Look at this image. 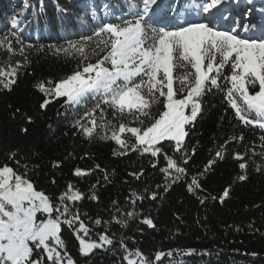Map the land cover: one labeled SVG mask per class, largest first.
<instances>
[{
	"label": "trees",
	"instance_id": "obj_1",
	"mask_svg": "<svg viewBox=\"0 0 264 264\" xmlns=\"http://www.w3.org/2000/svg\"><path fill=\"white\" fill-rule=\"evenodd\" d=\"M174 1L158 0L154 19L159 24L202 19L201 0ZM253 3V15L234 16L233 11H227L229 23L223 21L224 14L215 19L220 27L235 28L241 36H262L264 0ZM176 4L181 11L172 10ZM141 7V0H0V39L7 36L12 47L11 52L6 50L7 45L0 48V68L10 71L16 61L21 62L15 83L9 88L0 83V165L8 164L20 173L26 172L37 190L50 196L67 191L68 182L84 193L86 198L71 207L81 213L91 229L92 239L98 240L101 233H106L113 238L115 246L112 250L97 249L88 257L81 256L79 242L71 229L63 226L67 250L76 264H127L122 259L124 250L119 247L120 240L129 250L140 249L150 258L157 252H173V256L154 264H264V148L261 147L264 129L242 125L223 101L222 93L214 90L204 97V111L185 141L187 174L181 175L164 192L162 158L132 151L121 155L122 149L114 141L100 140L98 134L89 140L76 126L77 120L86 127L92 126L81 117L94 108L98 97L88 96L80 104L69 107L63 98L46 97L36 87L42 82L46 86L48 81L54 84L78 70V58L57 53L56 49L66 47L68 40L91 35L103 22L131 18ZM196 10L200 18L195 17ZM166 14L173 18L171 22ZM13 18L19 21L17 26H12ZM12 32L17 33L15 38ZM21 48L25 49L23 55ZM0 80L6 81V77ZM45 98L51 103L41 109ZM102 107L105 119L116 123L112 109L107 105ZM158 110L161 109L154 106L153 114ZM99 116L97 110L98 122ZM125 121L130 122L131 117ZM23 128L28 129L27 133L21 131ZM165 147L170 149L171 145L166 142ZM217 151L222 154L220 158L216 157ZM237 152L245 156L248 163L245 170L238 166L241 161L234 159ZM12 154L14 160L10 159ZM169 154L181 158V153L169 150ZM209 160L215 163L205 171ZM57 162L60 166L53 167ZM153 163L157 165L155 168ZM77 167L90 174L73 176ZM134 172L142 173L139 179L131 175ZM240 175L246 179L240 180ZM197 176L202 190L189 192L187 185ZM225 188L229 195L221 202ZM152 191L159 192L156 200L147 198ZM133 192L145 198L133 205L130 203V199H135L131 196ZM91 193L98 199H91ZM129 211L136 215L126 218ZM113 217L126 219V223L117 224ZM144 218L151 219L155 227L144 224ZM95 219H100L101 224L95 225Z\"/></svg>",
	"mask_w": 264,
	"mask_h": 264
},
{
	"label": "snow or ice",
	"instance_id": "obj_2",
	"mask_svg": "<svg viewBox=\"0 0 264 264\" xmlns=\"http://www.w3.org/2000/svg\"><path fill=\"white\" fill-rule=\"evenodd\" d=\"M224 2L202 0L199 5V12L204 14L202 19L169 25L159 24L154 19L158 0H141L142 7L131 18L103 22L91 35L68 40L66 47L56 49L57 53L78 58V70L54 84L48 81V86L42 82L36 87L46 97L63 98L69 107L80 104L88 96L98 97L94 108L81 117L88 119L92 126L86 127L80 120L76 121V126L89 140L98 134L100 140L114 141L122 149L121 155L132 151L162 158L165 166L160 172L165 177L163 191L167 192L171 184L187 174L189 160L185 141L204 111L203 99L208 93L214 90L222 93L223 101L245 127L264 129V35L245 37L235 28L220 27L212 17ZM27 7L25 4V9ZM20 15L23 16V12ZM11 24L17 26L19 21L13 18ZM11 35L15 38L17 33ZM5 45L11 52L7 36L0 39V48ZM24 51L20 49L21 55ZM15 65L10 66V71L0 68V77H6V81L0 80V83L6 88L15 83L21 62L16 61ZM50 103L51 100L45 98L40 108L45 109ZM102 105L112 109L116 123L105 119ZM154 106L161 109L156 114L152 111ZM126 117H131V121L126 122ZM27 120L32 122L31 117ZM21 131L27 133L28 129ZM130 139L134 142L130 143ZM239 139L243 140V136ZM166 142L171 145L170 149H166ZM261 147L264 148V144ZM169 150L181 153V158H174ZM192 154H195L194 149ZM221 156L217 151L216 157ZM10 159L14 160L15 154ZM234 159L241 161L238 165L241 170L248 167L245 156L239 152ZM214 163L209 160L205 171ZM59 166V162L53 165ZM89 174L88 170L78 167L72 173L76 177ZM131 175L139 179L142 173ZM239 179L244 180L246 176L240 175ZM52 183H56L55 179ZM156 187L159 189L161 185ZM66 188L59 196H50L37 190L26 172L20 173L8 164L0 165V264H76L67 250L63 226L71 229L79 242L81 256L88 257L97 249L112 250L113 238L101 233L98 240L92 239L91 229L81 213L71 207L86 198L84 193L71 182ZM187 188L189 192L202 190L198 176L192 178ZM228 195L229 190L225 188L221 202ZM131 196L135 197L130 199L133 205L145 198L136 192ZM158 196L159 192L152 191L147 198L156 200ZM90 198L98 199L95 193H91ZM200 203L203 204L204 199ZM135 215L134 211H129L126 218ZM112 219L117 224L126 223V219ZM142 222L155 227L149 218ZM94 224L100 225L101 220L95 219ZM118 243L127 264H154L173 256L170 250L157 252L150 258L140 249L129 250L123 240Z\"/></svg>",
	"mask_w": 264,
	"mask_h": 264
},
{
	"label": "rangeland",
	"instance_id": "obj_3",
	"mask_svg": "<svg viewBox=\"0 0 264 264\" xmlns=\"http://www.w3.org/2000/svg\"><path fill=\"white\" fill-rule=\"evenodd\" d=\"M236 1H238V0H225V2L221 6H222V8H224L223 10L229 9L230 11L240 12V9L236 8V6H237L236 5L237 4ZM246 17H248V16H246ZM238 28H239V26H238Z\"/></svg>",
	"mask_w": 264,
	"mask_h": 264
}]
</instances>
